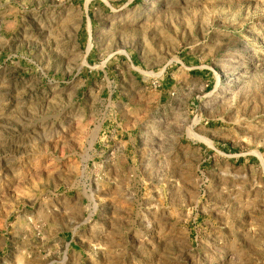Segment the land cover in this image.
<instances>
[{
  "label": "rangeland",
  "instance_id": "374dc122",
  "mask_svg": "<svg viewBox=\"0 0 264 264\" xmlns=\"http://www.w3.org/2000/svg\"><path fill=\"white\" fill-rule=\"evenodd\" d=\"M0 264H264V0H0Z\"/></svg>",
  "mask_w": 264,
  "mask_h": 264
}]
</instances>
